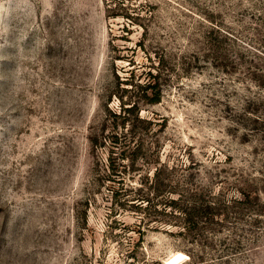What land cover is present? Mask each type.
<instances>
[{
  "label": "rangeland",
  "instance_id": "1",
  "mask_svg": "<svg viewBox=\"0 0 264 264\" xmlns=\"http://www.w3.org/2000/svg\"><path fill=\"white\" fill-rule=\"evenodd\" d=\"M0 264H264V0H0Z\"/></svg>",
  "mask_w": 264,
  "mask_h": 264
},
{
  "label": "trees",
  "instance_id": "2",
  "mask_svg": "<svg viewBox=\"0 0 264 264\" xmlns=\"http://www.w3.org/2000/svg\"><path fill=\"white\" fill-rule=\"evenodd\" d=\"M160 99H159V97L155 100V101H159Z\"/></svg>",
  "mask_w": 264,
  "mask_h": 264
}]
</instances>
